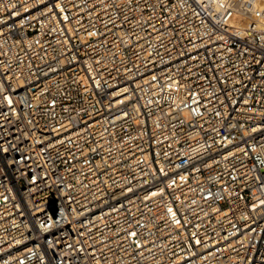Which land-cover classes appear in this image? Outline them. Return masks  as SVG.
I'll return each mask as SVG.
<instances>
[{"label": "built area", "instance_id": "2783aa9c", "mask_svg": "<svg viewBox=\"0 0 264 264\" xmlns=\"http://www.w3.org/2000/svg\"><path fill=\"white\" fill-rule=\"evenodd\" d=\"M0 264H264V46L200 0H0Z\"/></svg>", "mask_w": 264, "mask_h": 264}, {"label": "bare ground", "instance_id": "6f19581e", "mask_svg": "<svg viewBox=\"0 0 264 264\" xmlns=\"http://www.w3.org/2000/svg\"><path fill=\"white\" fill-rule=\"evenodd\" d=\"M221 24L264 46V17L254 13L264 9V0H200Z\"/></svg>", "mask_w": 264, "mask_h": 264}]
</instances>
